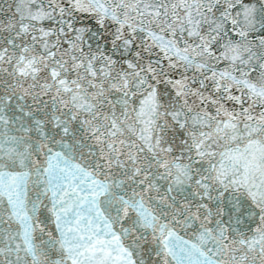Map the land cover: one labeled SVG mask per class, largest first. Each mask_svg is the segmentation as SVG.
<instances>
[{
    "label": "snow or ice",
    "instance_id": "snow-or-ice-1",
    "mask_svg": "<svg viewBox=\"0 0 264 264\" xmlns=\"http://www.w3.org/2000/svg\"><path fill=\"white\" fill-rule=\"evenodd\" d=\"M0 264H264V0H0Z\"/></svg>",
    "mask_w": 264,
    "mask_h": 264
}]
</instances>
